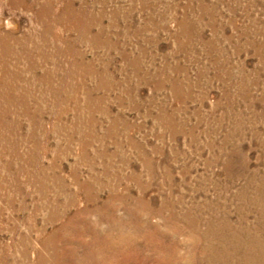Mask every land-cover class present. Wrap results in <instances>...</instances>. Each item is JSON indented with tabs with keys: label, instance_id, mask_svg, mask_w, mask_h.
Masks as SVG:
<instances>
[{
	"label": "rangeland",
	"instance_id": "374dc122",
	"mask_svg": "<svg viewBox=\"0 0 264 264\" xmlns=\"http://www.w3.org/2000/svg\"><path fill=\"white\" fill-rule=\"evenodd\" d=\"M170 252L264 264V0H0V264Z\"/></svg>",
	"mask_w": 264,
	"mask_h": 264
},
{
	"label": "bare ground",
	"instance_id": "6f19581e",
	"mask_svg": "<svg viewBox=\"0 0 264 264\" xmlns=\"http://www.w3.org/2000/svg\"><path fill=\"white\" fill-rule=\"evenodd\" d=\"M242 164V163H241ZM213 202V201H212ZM99 208V207H98ZM180 215V214H179ZM207 216V215H206ZM201 220V219H200ZM138 222V221H137ZM200 222V221H199ZM166 223V222H165ZM139 224V223H138ZM196 224V223H195ZM203 225V224H202ZM67 226V225H66ZM150 226V225H149ZM205 227V226H204ZM121 228V227H120ZM128 228V227H127ZM150 228V227H149ZM86 229V228H85ZM89 229V228H88ZM170 229V228H169ZM225 230V229H224ZM188 231V230H187ZM211 231V230H210ZM198 233V232H197ZM142 234V233H141ZM99 235V234H98ZM118 235V234H117ZM223 235V234H222ZM227 235V234H226ZM58 237V236H57ZM149 238V237H148ZM201 238V237H200ZM218 238V237H217ZM105 241V240H104ZM147 241V243L149 244V245H151L152 247H155L154 249H159L160 248V246L158 247L157 245H158V243H157V241L155 240V238H153L152 236L149 238V239H147L146 240ZM170 245V244H169ZM214 245V244H213ZM81 246V245H80ZM95 246V245H94ZM193 246V242L192 241H188V243H187V245H185V249H189V248H191ZM202 246H204V244L202 245ZM205 247V246H204ZM86 249V248H85ZM209 249V248H208ZM69 250V249H68ZM171 251V250H170ZM161 253V252H160ZM63 254V253H62ZM159 254V253H158ZM159 256V255H158ZM162 256V255H161ZM179 259V257H178V255H176L175 253H173V252H170L169 254H168V260L169 261H171V263H173L174 264V262L175 263H178V262H180L179 264H181L182 263V260H178ZM188 260V258L185 256V262ZM64 261V260H63ZM168 261V262H169Z\"/></svg>",
	"mask_w": 264,
	"mask_h": 264
}]
</instances>
